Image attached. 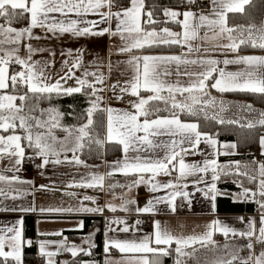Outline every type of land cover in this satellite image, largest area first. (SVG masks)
<instances>
[{
    "label": "snow or ice",
    "instance_id": "snow-or-ice-1",
    "mask_svg": "<svg viewBox=\"0 0 264 264\" xmlns=\"http://www.w3.org/2000/svg\"><path fill=\"white\" fill-rule=\"evenodd\" d=\"M187 4H194L195 0H185ZM251 0H210L209 12L177 11L164 8L162 14L165 17L163 23L173 22L180 26V31H173L167 26L157 29L155 25L161 23L154 10L147 9L145 0H129V6L121 8L113 13L111 7L113 0H0V160L5 157L14 161L13 167L6 171L16 173L25 159L26 149L33 150V157L42 158V165L49 163L60 164L68 160L65 156L61 160V154L72 152L69 163L76 165H88L79 158L76 153L85 147L91 150L92 145L103 147L105 143H114L121 146L123 158L112 162L111 171L124 175H135L137 179L128 185L127 189L140 184L151 185V191L173 189L167 198H154L143 208L137 207V212L154 213L158 211V204L165 203L172 212L177 210L176 199H187L189 193L184 191L187 184L173 183L171 181L161 184L156 177L163 174L170 176L172 171H178L180 180H186L189 176L207 174L211 171L210 184L204 195L211 201H215L218 194L216 181L221 175H242L249 183L256 184V190L243 188L237 199L255 202L261 212L260 226L257 228L255 218H249L246 228L236 229L217 218L207 225V230L200 235H174L159 221L154 222L153 232L140 237L120 239L119 236H109L105 241L104 251L110 257L113 249L122 254L120 264H161L160 257L176 254L175 264H185L184 257L192 258L199 251L195 245L208 248L210 245L217 247L214 234H222L226 240L229 236L243 238L247 243L243 246L248 250L247 257L239 255L240 248L232 245L229 252L230 259H222L216 264H264V249L259 254L255 252L254 245H264V162L253 160L255 174H249V165H244L245 171H241L239 161L228 164L218 163L216 158L205 159L202 162L187 163L186 155L202 154L199 145L203 142L213 148V156L223 154L230 155L234 152L217 151V139L213 134L201 132L197 122H187L180 119V115L193 117L203 116L204 119L214 120L219 124H234L242 128H264V111L259 113V118L246 120L226 119L222 113L232 107H237L241 112L252 113L256 111L250 104L231 105L223 99H217L211 95V90L230 93L241 92L264 96V55H236L233 58L219 60L211 55H197L200 42H208L216 47L229 52L238 53L241 47H251L264 50V21L259 25L254 22L240 25H229V16L245 15L246 6ZM108 8V11L103 9ZM59 13L65 19H57L53 14ZM74 13L80 17L68 19L69 14ZM98 15L99 21L84 20L88 15ZM27 16L30 23L28 27L17 29L12 24ZM115 19V29L111 27L99 28V24H108ZM45 28L52 33H72L76 36L104 35L109 33L119 36L122 46L119 51L132 53L134 50L145 48L172 47L184 49L179 55H132L127 61L132 69V77L124 85L119 82L113 85V91L120 88L121 92L128 93L139 99L133 103L135 111L116 110L111 107L101 108L103 97L98 93L103 88L105 77L102 73L92 72L86 68L83 70V78L76 77L75 71L81 68V57L77 56L71 66L67 61V71L64 75L54 78L49 75L48 62L32 61L34 49L27 40L34 37L33 29ZM203 30V35H201ZM228 43H222L223 40ZM21 46L27 48V55L21 57ZM207 51V49H205ZM19 65L22 70L10 73V67ZM223 65L224 67H221ZM228 65H239L237 70H226ZM176 74L187 78L186 83L180 79L168 80L167 77ZM94 77V81L88 78ZM75 78L78 87H65L67 80ZM211 81V83H209ZM85 88L89 91L90 106L85 110L86 122L77 126L65 127L61 124L63 113L56 107L39 109L41 99L51 101L53 96H70L80 93ZM149 92L146 98L141 92ZM178 96L180 97L178 99ZM122 98V97H121ZM34 101V102H32ZM19 102V103H18ZM163 105V107H161ZM211 110V111H210ZM168 115L161 116L160 112ZM39 115H36V113ZM97 112L106 114V121L102 125L103 136L95 131L96 121L94 115ZM143 118V119H142ZM60 128L66 133L65 137L58 139L53 130ZM167 137L168 139H161ZM259 144L264 155V135L259 137ZM222 147L234 150L236 144H225ZM145 174H149L145 178ZM105 175L90 174L76 187H100L104 186ZM0 182L9 186L14 183H28L20 176H11L0 172ZM196 184L204 183L203 175L194 181ZM41 188L47 187L41 185ZM110 187H116L111 185ZM243 187V185H241ZM200 190V189H198ZM17 195H11V190L6 192L0 188V196L17 199L23 196L19 189ZM84 200H93V197L85 196ZM134 201L125 200L121 205L109 204L110 211H130V204ZM190 203V201H189ZM215 205L213 204V208ZM15 210V209H13ZM20 211H35L34 208H21ZM77 211L102 212V208L81 207ZM45 211V209H41ZM47 211H73V209H48ZM243 222V217L239 218ZM141 221L137 220L139 225ZM23 221L16 225L0 227V264H24V248L31 246V240H25L23 235ZM116 225V227H112ZM83 227V222L80 223ZM138 230V229H137ZM108 232L129 233L130 226L122 218L108 221ZM41 235H62V233H41ZM94 235V234H92ZM87 248L69 244L67 238L57 241H42L39 244L40 254L46 258V264H55L53 257L63 250L73 257L80 253L91 255V249L95 247L92 236L84 242ZM173 243L176 247L173 249ZM55 251H50V247ZM192 251H186L188 248ZM229 249V243L223 245ZM95 264V262H88ZM106 264H112L111 259H106Z\"/></svg>",
    "mask_w": 264,
    "mask_h": 264
},
{
    "label": "crops",
    "instance_id": "crops-1",
    "mask_svg": "<svg viewBox=\"0 0 264 264\" xmlns=\"http://www.w3.org/2000/svg\"><path fill=\"white\" fill-rule=\"evenodd\" d=\"M185 1V0H184ZM207 3L208 7L206 9L195 10L192 7L182 6L178 8H170L177 11H203L204 13L209 12L211 9L210 0H200ZM129 6L128 3L124 7H118L114 3L112 4L111 11L113 13L118 12L121 8H126ZM164 9V8H163ZM162 9V10H163ZM103 11H108V8L103 9ZM57 19H65L61 14H53ZM68 19H77L80 17L76 16L74 13L69 14ZM84 20L99 21L100 17L98 15L88 14ZM163 21L165 17L162 14ZM1 23V22H0ZM29 19L24 25L20 27H15L17 29H22L29 26ZM116 20L112 19L108 24H99V28L111 27L115 29ZM173 31H180V26L168 22L166 25ZM162 26V27H164ZM161 28V27H160ZM157 28V29H160ZM34 37H39V39H31L25 41V43H30L34 49H38L32 53V61L48 62L50 67L47 72L50 76L58 78V75H64L67 71L65 67V62L67 61L68 66L74 62L77 56L81 57L82 64L81 68L75 71V76L83 78V70L86 68L89 71L102 73L105 77V82L103 85L97 84V88H103L104 90L100 93L103 97L101 108L111 107L116 110H128L135 111L133 103L139 98L131 96L128 93L120 91V88H116L113 91L112 86L116 85L118 82L120 85H124L126 81L130 80L132 77V69L128 66L127 61L132 55H179L181 52H186L187 49L181 48H145L143 50H134L132 53H123L119 49L122 46V41L119 36H113L109 33L104 35H86V36H76L72 33H52L48 32L45 28H35L32 30ZM201 35H203V30H201ZM222 43H228L225 39ZM200 52L193 53L192 58L197 55H211L216 59L223 60L226 58H233L236 55H264V50L257 49L254 51H245L242 48L238 53L229 52L223 48L216 47L214 44L208 42H200L199 44ZM207 49V51H205ZM21 57L27 55V48L21 46L20 52ZM14 66V67H13ZM221 67H224L221 65ZM239 65H228L226 70L235 71ZM22 70L19 65L13 64L10 67V73L13 71ZM90 81H94V77L88 78ZM168 80L180 79L182 83L187 82V78L183 75L177 77L175 73L167 77ZM72 86L78 87L75 78L67 80L65 87ZM87 89V88H85ZM216 93L217 92L215 89ZM151 95L149 92H141V96L147 97ZM122 97V98H121ZM180 97L178 96V99ZM104 113V112H103ZM161 116H166L168 114H159ZM143 119V118H142ZM182 121L196 122L193 120L182 119ZM106 121V114L104 113V123ZM85 123V122H84ZM65 127H70L66 124L61 123ZM76 126V125H73ZM72 127V126H71ZM200 130V128H199ZM201 132H205L200 130ZM54 135L62 140L66 133L60 128L53 130ZM208 133V132H207ZM217 139V151L219 153L231 151L234 154L224 155L231 156L238 153L237 149L230 150L222 147L225 144H235L232 141H220ZM161 139H168L167 137H162ZM106 144L103 145L102 156L96 162L88 161L81 154V151L76 153L81 160H83L88 166L76 165L74 163H69L72 159V152H65L61 154V160H64L66 156L68 160L60 164L49 163L47 166L42 165V158L39 156L33 157V150L26 149L25 159L23 164L20 166V170L16 173L8 172L7 169L13 167L14 161L5 157L0 160V172L6 175L16 174L21 177L24 181L32 182L31 185L28 183H14L11 186L0 182V188H3L6 192L11 190V195H17L16 189L21 190L24 194L23 196H18L17 199H12L11 195L8 197L0 196V227H7L11 225H16L18 221H23V235H24V220L25 217H31L33 223V235L36 255L34 258L30 259L29 264H35L38 260L41 264L46 263V258L43 257L39 252V244L42 241H61L67 238L69 244H74L77 246L88 247L85 244V240L92 236V241L95 247L91 249V255L81 258L76 264H88V262H95V264H106V259H111L112 264H120L122 259V254L117 250L113 249L111 251L110 257L105 253V241L109 236H119L120 239L140 237L144 234H150L154 229V222L159 221L161 225L171 231L174 235H200L207 230V225L212 221L219 218L228 225L236 229H244L247 226L249 218H255L256 226H260V216L261 212L258 205L255 202L244 201L242 199H237L243 191V188H249L248 185L241 184L239 188L233 190H223L219 188L217 181L216 187L218 189V194L215 201H211L204 195L207 191V184L212 182L211 171L207 174H199L197 176H189L186 180H180L178 171H172L170 176L159 175L156 177V181L161 184L166 182L187 184L184 191L189 193L187 199L182 197H177L176 204L177 210L172 212L169 206L165 203L158 204L156 207L158 211L154 213H143L137 212L135 209L137 207L143 208L148 205V202L154 198H167L169 193L173 189L161 188L158 191H151V185L140 184L139 186H133L130 190L122 187L123 185L130 184L133 180L137 179L135 175H124L120 172H114L112 175H107L110 171V165L112 162L121 160L123 154L120 146V156L107 158L106 157ZM259 153L262 154L261 146L259 145ZM199 151L202 154L196 155H186L184 159L187 163L202 162L205 159L216 158L218 163L219 154L213 156V148L206 143H201L199 145ZM229 162L220 163L227 164ZM256 167V166H255ZM90 174H101L105 175L104 186L100 187H76V184L81 183L84 179L88 178ZM255 174V172H254ZM149 174H145V178H148ZM203 175L204 183L196 184L194 181ZM41 185L47 187L41 188ZM111 185H116V187H110ZM200 189V190H198ZM253 191L256 190V184L249 188ZM85 196L93 197V200H84ZM125 200L134 201L133 204L129 205L130 211H116L112 212L108 209L109 204L121 205ZM182 200H189L191 202L189 208L186 211H182L179 202ZM213 204L215 207L213 208ZM252 204V206L250 205ZM81 207L86 208H102V212H85L77 211ZM21 208H34L35 211H20ZM73 209V211H47L48 209ZM15 209V210H13ZM45 209V211H41ZM255 213V214H254ZM147 216L150 218V225L148 228H143L141 223L136 224V221H141L142 217ZM246 216L248 219L246 220ZM90 217L93 219L90 220ZM243 217V222L239 218ZM86 218H89V225L87 230L80 232L86 226ZM122 218L127 221L130 226L129 233L123 232H108V221ZM83 222V227H80V223ZM116 227V225H112ZM138 229V230H137ZM80 230V231H79ZM62 233V235H41V233ZM94 234V235H92ZM25 240H30L24 237ZM214 240L216 241L217 247L213 248L211 245L208 248H201L199 245H195L199 249L192 258L184 257L183 260L185 264H216L217 261L222 259H230L229 252H231L232 245L240 248L239 255L241 257L248 256V250L243 246L247 241L243 238H233L229 236L226 238L220 234H214ZM229 243L230 248L224 249L223 245ZM99 245L100 255L96 258L92 256L96 252V247ZM176 245L173 243L172 248L174 249ZM255 252H259L264 249V245L256 243L254 245ZM50 251H55L56 248L50 247ZM186 251L191 252L192 248L186 249ZM174 253V252H173ZM84 254V253H80ZM73 256L66 251L61 250L57 256L53 257L55 264H69L70 259ZM161 264L163 263V257H160ZM176 254L173 255V262L175 264ZM24 262V258H23Z\"/></svg>",
    "mask_w": 264,
    "mask_h": 264
},
{
    "label": "trees",
    "instance_id": "trees-1",
    "mask_svg": "<svg viewBox=\"0 0 264 264\" xmlns=\"http://www.w3.org/2000/svg\"><path fill=\"white\" fill-rule=\"evenodd\" d=\"M113 3L118 7H124L128 0H113ZM146 8L154 10L155 17L161 21V23L155 25L156 28H160L164 26L162 19V9L165 7L170 8H178L184 5V0H145ZM264 20V0H251V3L246 6L245 15L235 14L229 16V25H240V24H248L250 21L259 25ZM27 21V16L15 21L13 25L15 27H20L24 25ZM165 47L167 49L174 48ZM245 51H254L257 48L251 47H241ZM14 67V66H13ZM211 83V81L209 82ZM88 89H84L80 93H74L70 96H53L51 101L41 99L39 103L45 104H55L63 113L61 117V123L66 124L68 126L80 125L86 122V116H84L85 110L90 106V97L87 95ZM211 93L217 96H222L228 98L230 100L236 101H244L248 102L252 106L257 109L264 110V96L261 95H253L249 93H241V92H230V93H216L214 90H211ZM54 101V102H53ZM34 102V101H32ZM19 103V102H18ZM38 103V104H39ZM56 107V108H57ZM163 107V105H161ZM159 114H168L167 112H160ZM180 117L182 119L193 120L199 124V128L202 131L213 134L214 137L218 138L220 141H232L237 147L238 153L231 156H219V162L225 163L227 162H236L239 161L241 164V171H245L244 165H249L247 169L249 174H254L255 165H252L251 162L253 160L258 162H264V155L257 153L255 154L259 147V137L264 135V128L256 127L253 129L242 128L238 125L234 124H219L214 120L204 119L203 116L193 117L181 114ZM94 120L96 121L95 131L100 132L101 136H103L104 129L102 125L104 124V113L97 112L94 115ZM70 126V127H71ZM253 147L254 152L249 151L248 149ZM103 147H99L97 145H92L91 150L88 147H85L81 154L84 155V158L88 161L96 162L101 158ZM106 157L113 158L120 156V146L114 143L106 144ZM228 164V163H227ZM241 184L248 185L249 188L254 186V183H249L247 178L242 175H221L220 180L217 181L219 188L223 190H233L239 188ZM252 206V204H250ZM93 219L90 217V220ZM89 218H86V226L80 231L84 232L87 230V226L89 225ZM24 237L29 238L32 241V245L25 247L23 252L24 264H29L30 259L34 258L36 255L35 252V244H34V235H33V223L31 217H25L24 220ZM96 252L92 256L93 258L98 257L100 254L99 245L96 247ZM173 255L171 253L168 256H163L162 264H172ZM87 257L85 254H79L76 257H72L70 259L69 264H76L77 261L81 258ZM46 264V263H44ZM238 264V262H237Z\"/></svg>",
    "mask_w": 264,
    "mask_h": 264
},
{
    "label": "rangeland",
    "instance_id": "rangeland-1",
    "mask_svg": "<svg viewBox=\"0 0 264 264\" xmlns=\"http://www.w3.org/2000/svg\"><path fill=\"white\" fill-rule=\"evenodd\" d=\"M264 21V20H263ZM1 23H3V20H0ZM13 27H15L13 24H12ZM20 54V53H19ZM21 56V54H20ZM24 57V55H23ZM212 96L214 97H217V99H223L227 102H229L231 105H242V104H249L248 102H244V101H236V100H230L228 98H225V97H222V96H217V95H214L211 93ZM54 102V101H53ZM251 105V104H250ZM49 107H57L55 106V104H41L39 103L38 104V108L39 109H48ZM58 108V107H57ZM253 108L256 110L252 113H248V112H241L237 107H232L230 108L228 111H225L224 113H222V115L226 118V119H239L241 116H243L245 119L244 120H241V123H244L246 122V120H255V119H258L259 118V113L261 111H264V110H261V109H257L256 107L253 106ZM59 109V108H58ZM60 111V110H59ZM211 111V110H210ZM61 112V111H60ZM36 115H39V113L37 112ZM79 125H77L78 127ZM259 148V147H258ZM254 148L251 147L249 148L248 150L249 151H252L254 152L255 150H253ZM259 149H257L255 152V154L257 155V153H259L258 151Z\"/></svg>",
    "mask_w": 264,
    "mask_h": 264
},
{
    "label": "built area",
    "instance_id": "built-area-1",
    "mask_svg": "<svg viewBox=\"0 0 264 264\" xmlns=\"http://www.w3.org/2000/svg\"><path fill=\"white\" fill-rule=\"evenodd\" d=\"M184 6L192 7L195 10L206 9L208 7L207 3H204V2H202L200 0H195L194 4H187L184 1ZM190 204H191V202L189 203V200H182V201L179 202V206H180L182 211H186L189 208ZM247 219H248V217L246 216V220ZM150 222H151L150 218L147 217V216H144L141 219V226L143 228H148L149 225H150ZM35 264H41V263L38 260H36Z\"/></svg>",
    "mask_w": 264,
    "mask_h": 264
}]
</instances>
